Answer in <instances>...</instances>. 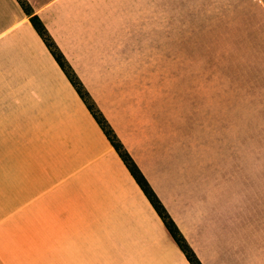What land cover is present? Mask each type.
Instances as JSON below:
<instances>
[{"label": "crops", "instance_id": "1", "mask_svg": "<svg viewBox=\"0 0 264 264\" xmlns=\"http://www.w3.org/2000/svg\"><path fill=\"white\" fill-rule=\"evenodd\" d=\"M64 1L52 0L31 11L92 94L98 89L108 99L121 95L129 61L113 59L111 36L98 44L103 34L97 29L84 34L79 21L68 49L64 29H56L48 19ZM164 1L171 5V0ZM164 14L167 28L176 27L171 23L176 13ZM161 17L153 27L157 37L165 30ZM144 36L138 34L141 44ZM113 91L115 96H109ZM147 110L148 123L140 134L143 149L136 160L204 263L224 226L217 211H209L214 202L210 204L208 172L200 167L207 159L197 158L195 169L193 156L176 155V138L170 124L162 123L161 110ZM213 194L223 201V192ZM113 260L190 264L29 15L17 0H0V264Z\"/></svg>", "mask_w": 264, "mask_h": 264}, {"label": "rangeland", "instance_id": "2", "mask_svg": "<svg viewBox=\"0 0 264 264\" xmlns=\"http://www.w3.org/2000/svg\"><path fill=\"white\" fill-rule=\"evenodd\" d=\"M50 1L28 3L33 9ZM62 5L48 19L64 29L66 45L74 41L79 21L84 34L90 29L103 34L98 44L111 36L113 59L129 61L121 95L108 99L98 89L92 94L46 28L88 101L151 188L136 160L149 107L159 108L162 123L170 124L176 155L193 156L195 169L197 158L207 159L200 167L208 172L210 204L214 202L209 211H217L224 226L218 229L222 238L201 263L264 264V0H171V5L164 0H65ZM168 11L176 13L172 29L163 18ZM159 16L165 30L157 37L153 27ZM171 31L174 36H163ZM221 191L219 202L213 193ZM196 240L201 249L198 235Z\"/></svg>", "mask_w": 264, "mask_h": 264}, {"label": "trees", "instance_id": "3", "mask_svg": "<svg viewBox=\"0 0 264 264\" xmlns=\"http://www.w3.org/2000/svg\"><path fill=\"white\" fill-rule=\"evenodd\" d=\"M24 12L29 15V20L33 25L34 29L36 30L37 34L45 43L46 47L50 51L53 58L56 60L60 68L65 73L66 77L83 100L85 105L87 106L88 110L104 132L105 136L113 146L114 150L117 152L118 156L121 158L123 163L125 164L126 168L130 172L131 176L134 178L138 186L143 191L144 195L150 202L151 206L156 211L157 215L160 217L162 222L164 223L166 229L168 230L169 234L171 235L174 242L177 244L179 249L184 254L186 260L190 264H202L200 259L196 256V253L192 250L189 246L188 242L180 232L179 228L175 224L174 220L171 218L169 213L167 212L166 208L158 198L157 194L153 191L151 186L149 185L148 181L136 165V163L132 160L131 156L124 150L121 143L116 139L112 130L108 127L107 123L100 117L98 112L94 109L92 104L88 101V96L86 95L84 88L82 87L80 81L70 69L68 64L66 63L63 54L57 48L56 44L50 37L46 27L44 26L43 22L40 20L37 14H33L31 11V7L27 0H17Z\"/></svg>", "mask_w": 264, "mask_h": 264}]
</instances>
